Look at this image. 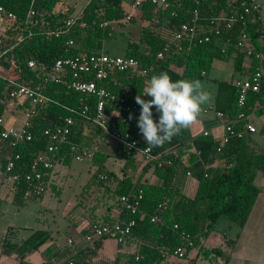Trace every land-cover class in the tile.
Listing matches in <instances>:
<instances>
[{
	"label": "trees",
	"instance_id": "1",
	"mask_svg": "<svg viewBox=\"0 0 264 264\" xmlns=\"http://www.w3.org/2000/svg\"><path fill=\"white\" fill-rule=\"evenodd\" d=\"M59 1L0 0V5L17 16L15 20L3 18L4 25L1 27L3 31H0V114L5 118V115H10L11 112L23 107L20 103L11 108V112H7L12 104L9 95L12 88L8 81L10 77L38 87L51 98V101L31 117V125L28 129L33 134V140L21 141L12 148L0 137V147L4 151L20 153L21 158L18 162L24 166L18 171L29 170L32 157L47 149L49 138L44 134V130L60 126L67 117H72L75 124L68 138L58 144L54 153L48 154L54 162V167L48 170L45 177L48 188L52 186L57 189L54 179L57 163L70 165L76 153L90 150L92 155L86 158V160L90 159L93 166L92 176L87 183L90 189L97 187L111 192V195L118 197L119 208H121L122 194L132 190L143 193L141 208L137 214L128 211L122 213L124 218L134 217L137 220L130 235L137 230L141 235L156 240L163 250L173 252L177 245L184 241V233L190 234L194 246L199 245L201 237L207 236L214 229L222 215L244 225L252 212L258 194L264 190V186L259 187L255 182L259 172L264 176V148L251 135L233 138L224 146L221 153L216 149L219 139L213 135L201 134L189 137L187 140L177 135L161 147H152L153 153L159 155L157 160L152 161L143 160L136 151L116 141L117 155L124 160L120 169L121 175H116L105 164L109 154L94 149V145L108 137L94 122L98 95L83 94L71 87L74 79L71 69H66L58 77L45 79V74L40 68L32 69L28 66V60L34 59L39 65L49 67L60 58L73 57L81 53H100L103 51L104 39L116 36V24L124 25L128 21L136 22L137 19L133 15L128 17L130 14L123 4L124 0H89L72 29L55 35L53 31L69 14L55 11ZM239 1L181 0L175 8L165 9L152 3L143 4L140 7L143 11L142 18L149 23L142 25L138 40L128 42L125 55L140 60L142 66L148 68V72L142 74L131 70H115L104 79L103 83L107 89L117 97L108 101L105 106L108 127L121 132L129 131L138 138L141 146H145L147 144L137 126L141 107L136 103L135 97L142 94L143 88L147 86L153 75L167 72L174 82L181 79L201 80L205 76L203 71L206 72L214 57L227 59L233 51H236V68L241 70L243 58L247 55L237 47L235 38L244 30L255 42L261 33L258 15L254 22L249 19L246 23L243 21L235 23L231 31L224 30L222 37L213 35V27L210 24L213 18L221 14L229 15L237 10ZM30 8L35 10V15L27 20ZM195 17L198 33L210 34L212 40L204 44L192 45L190 48L189 43L183 41L182 49H179L178 43L172 41L171 37L181 23L191 22ZM156 19L157 22L154 21ZM20 35L24 37L21 41L18 39ZM227 35L232 37L229 42L226 40ZM70 39L74 40L73 44L67 43ZM167 44L170 45V53L158 58L159 51ZM258 48L264 52V47L258 46ZM255 65L256 59L250 66L251 72ZM19 69L21 72L18 71ZM93 77L91 73L83 75L86 79ZM121 97L126 99L124 103L119 102ZM141 98L150 100L143 95ZM236 98L237 87L234 85V80L219 81L215 107L234 115L237 111ZM258 101L264 105V77L261 89L249 93L247 110L252 111ZM127 105H131V108L127 109ZM85 106L88 107V117L83 114ZM260 110L263 113V110ZM152 112L154 120L158 122L159 114L155 106ZM130 114L132 119H129ZM5 124L6 122L0 125V131ZM185 157L187 162L184 161ZM5 162L6 158L2 160L3 167ZM181 168L184 173L190 172L199 182L194 197L187 196L174 186ZM149 170L162 178L163 183H151L149 177H146V172ZM103 174L107 177L103 178ZM50 176H54L51 182L48 180ZM114 180L117 184L112 188L110 182ZM25 186V180L12 186L13 202L19 206L25 205L28 200L39 198L25 196ZM155 214L160 216V220L152 221ZM89 229L90 227L82 232L83 236ZM49 234L47 230L38 229L20 244L7 242L6 245L14 247L21 256L25 252L38 249ZM74 244L73 241V244H69L65 251L61 252L59 261L69 255L73 264H84L85 260L81 256L83 252H95V248L80 249L81 246ZM150 250L151 255L138 260L139 264H151L157 258L154 255L155 250ZM75 251L76 253L73 254ZM203 252L207 257L211 253L221 254L219 248L203 249ZM148 257H151V260H148Z\"/></svg>",
	"mask_w": 264,
	"mask_h": 264
},
{
	"label": "built area",
	"instance_id": "2",
	"mask_svg": "<svg viewBox=\"0 0 264 264\" xmlns=\"http://www.w3.org/2000/svg\"><path fill=\"white\" fill-rule=\"evenodd\" d=\"M145 3H152L162 8H175L181 3V0H134L132 3L133 8H139ZM260 10V3L258 0H240L239 8L232 11L229 15L221 14L211 20V26L213 27V35L222 37L224 30L231 31L235 23L243 21L248 22L257 12ZM197 10H195V13ZM35 15V10L30 8L28 11L27 20L31 16ZM16 14L7 11L6 8L0 5V19L8 18L10 20L16 19ZM130 17V15L128 16ZM250 17V18H249ZM78 17L66 18L59 27L53 31L55 35H60L62 32L72 29L77 22ZM198 26L196 24V17L191 22L181 23L178 30L173 35V41L177 42L179 49H182L181 43L186 41L189 43V48L195 44H204L212 40L210 34H199ZM264 40V33L262 34ZM19 41L23 40V36L18 37ZM229 42L232 40L231 36L226 37ZM68 44H73L74 40L67 41ZM235 43L238 48L245 51L247 57L252 61L256 59V65L251 72L250 76L246 79H239L234 81V85L237 87L236 107L237 111L234 115L227 114L225 111L218 110L213 106H210L208 110H214L215 117L224 128V133L220 137L218 145L216 147L217 152L221 153L224 146L230 142L233 138H242L248 134L256 132V126L251 122V115L256 110L262 109L264 113V105L257 104L252 111L247 110V99L250 92H258L261 89L262 79L264 74V52L258 48L252 37L246 31L236 36ZM170 53V45L167 44L158 53V58H162ZM28 66L32 69H41L45 74V79L49 77H58L63 74L66 69L73 71L74 79L71 82V87L83 94L95 93L98 95L97 112L94 118V122L103 129V132L111 139L122 143L128 149L136 151L143 160L152 161L157 160L159 155H155L152 151V147L148 148L147 145L141 146L138 138L134 137L129 131L121 132L118 130H111L105 117V106L108 101L117 99L116 95L110 92L105 84L104 79L115 70H131L133 72H140L146 74L148 68L142 66L140 60L135 57L127 55H115L108 52L91 53V54H78L73 57H65L57 59L51 66L39 65L34 59L28 60ZM21 72V69L18 70ZM85 73H91L94 75L92 79L83 78ZM206 72L203 71V74ZM12 86L10 90V99L12 104H22L23 117L19 126L7 125L0 131V137L6 141L10 147H15L21 141L33 140V134L29 131L31 125V117L47 102L51 101V98L46 95L38 87L31 86L23 81L10 77L8 79ZM126 99L121 97L119 102L124 103ZM11 104V105H12ZM127 109L131 108V105L126 106ZM88 107L85 106L83 114L87 115ZM5 123V118L0 114V125ZM75 124V120L72 117H67L64 124L56 126L54 128H46L44 134L49 138L47 149L32 157L29 163V170L26 172L18 171L24 164L18 161L21 158L20 153H9L5 158V166L3 168L4 177L7 182L12 186L25 180L26 186L24 194L27 197H40L44 195L48 187L46 185V174L49 169L54 167V162L49 157V153H54L58 144L65 141L71 132L72 126ZM201 134L205 136L212 135L209 129H204ZM128 145H134L128 147ZM92 155V151L84 150L75 154V158L79 161L86 160L87 157ZM106 178V175H102ZM54 176L49 177V182L52 181ZM143 200V193L137 191H130L120 196L121 208L119 216L112 222H94L88 232L85 234V247L95 248L96 242L103 238H112L118 242H123L131 234L137 220L134 217L124 218L122 213L128 211L131 214H137L140 211L141 203ZM160 220V216L155 214L152 217V221ZM178 225H175L177 227ZM184 241L177 245L172 252L177 258H185L189 249L194 247V241L190 234H183ZM69 244H73V239L68 240ZM76 251L73 253L75 254ZM140 259L136 256V260ZM65 262L73 264V261L66 259Z\"/></svg>",
	"mask_w": 264,
	"mask_h": 264
},
{
	"label": "crops",
	"instance_id": "3",
	"mask_svg": "<svg viewBox=\"0 0 264 264\" xmlns=\"http://www.w3.org/2000/svg\"><path fill=\"white\" fill-rule=\"evenodd\" d=\"M88 2L89 0L81 8L78 9L75 17H78V15L83 11V9L88 4ZM132 3L133 0L123 1V4L125 8L129 11L130 16L131 15L135 16L137 22L140 21L142 25H147L149 21L142 18V14H143L142 9L140 7L133 8ZM260 8H261V4H260ZM61 10L63 12L68 11L63 7L55 11L59 12ZM257 15H258V20H260L261 23V28H260L261 33L257 37L255 44L257 43L256 44L257 46L264 47V40L262 38V34L264 33V22L261 18L260 10L250 19L251 22L256 21ZM1 20L3 19H0V22ZM154 21L157 22V19ZM1 27L2 26L0 25V29H2ZM163 29L165 33H167L165 27ZM140 34L137 36V38H134L133 40H138ZM173 38L174 37L172 36L171 37L172 41ZM103 51L107 52L105 50ZM246 57L247 56L243 58L241 71L247 72L248 75L246 78H248L251 74L250 66L252 64V59L248 57L247 61L245 62ZM246 78H233L231 80L235 81ZM220 81H224V80H220ZM218 85H219V81H218ZM218 85L216 88L213 101L210 104V106H213L214 108H216L215 98L218 91ZM146 97L149 98L148 96ZM259 103L260 102L258 101L256 105ZM13 107L15 106L11 105L10 108L7 110V112H11V108ZM205 109L203 111L204 116L202 118H199L189 129L181 131L179 136L182 139L187 140L189 139V137L201 135V132L204 129H209L212 132L213 136L220 139V137L224 133V128L216 119L214 110L211 109L205 111ZM11 113L10 115L12 116H18L16 115L17 113L23 115L22 109L19 108L12 114ZM254 117L257 120L256 123L253 121ZM10 118L11 120L13 119V117L11 116ZM250 119L252 124L256 126L257 130L256 132L248 135L254 137L257 143L262 148H264V113H261L260 109L256 110L255 112H253ZM21 120L22 118H20L19 123H17L16 126L20 125ZM98 144L94 145V149L100 150ZM8 152L9 151H4L3 148L0 147L1 166H2V160L10 153ZM117 152L116 154H118ZM104 153L110 154L109 152H104ZM119 160L121 161V166H122L124 164V160L122 158H120ZM184 161L187 162L186 157ZM89 162H90L88 163L90 165L89 168L92 170L93 166L91 164V161ZM216 162H220V161L216 160ZM111 170H113L116 173V175H121L120 169L119 172L115 171V169H111ZM146 177H149L151 183L154 184L163 183L162 178L155 175L150 170L146 172ZM257 178H260L259 179L260 181H258L259 183L256 181ZM256 180L255 182L259 187L264 186V176L261 172L258 173ZM4 181L7 182L5 180V177H4ZM198 183L199 182L195 176H193L190 172L184 173L183 169L181 168L177 175V179L175 180L174 186L178 188L181 192L186 194L187 196L194 197L197 192ZM116 184H117L116 180L110 182V186L112 188H114ZM93 188L99 191L97 195L98 196L97 200L96 201L92 200L88 202L86 205L84 204L80 205L79 208L73 211L74 213L68 214L69 216L68 226L69 228H71L70 231L71 234L67 237V241L64 245H61L59 248H56V250L54 251L51 257L46 256L47 251L45 249L46 247L44 246V244L51 236L49 234V237L38 249L25 252L24 253L25 258H21L17 260V262H12V264H25V262H27V264H50L51 262H54L52 264H61L65 262L66 259H70V256L68 255L67 257H64L61 261H59V258H61V252L65 251L64 249L69 245L68 240L70 238L73 239L75 246H79V247L81 246L80 249L81 248L84 249L85 239L82 232L87 230V228H89L96 221L108 222V223L114 221L120 214V208L117 203L118 197H114L113 195H111V192L109 193V191L103 190L102 188L101 189L97 187H93ZM94 189H90V190H94ZM7 194L12 198L13 201L12 185L8 190H6L3 187V185H0V215H2L3 213L2 205L4 204V202H6L5 197H7L6 196ZM220 218L218 219V221L220 220ZM218 221L215 224L214 229L207 236L201 237L200 244L191 248L188 251L186 257L182 259L177 258L175 255H173L172 252L163 250L162 247L158 246L156 240L141 235L137 230L134 231V233L129 237H127L126 240L123 242H118L117 240L112 238H103L99 240L97 245L95 246V252L93 253L83 252L81 256L85 260L84 264H139V261H136V256H139L140 259H145L147 255L149 256L151 255L150 249H154L155 250L154 255H156L157 258H155L151 264H196L198 262L199 264H264V190L260 191V193L258 194L252 212L250 213V216L248 217L244 225H240L229 218L228 220H222V222H220L219 224ZM9 227H12L13 231L12 230L9 231L8 230ZM15 230L16 233L14 232ZM21 231L22 229H19L16 226H12V225L8 226L5 230L3 245L4 244L6 245V243L8 242L6 241L4 243L8 233H10L9 235H12L11 237L14 238V240L11 241L12 243L20 244L21 242H23V240H25L28 236H30L35 230L26 233V235L21 234ZM9 248L13 250L11 253L16 252V249L14 247H8V249ZM212 248H219L221 250V254L218 255L216 253H211L209 257L205 256L203 249H212ZM90 249H94V248L90 247ZM39 250L41 251L39 252L41 254H36L37 251ZM7 257L8 256H6L5 253H1L0 264H5ZM148 260H151V257H148ZM133 261L135 263H133Z\"/></svg>",
	"mask_w": 264,
	"mask_h": 264
},
{
	"label": "rangeland",
	"instance_id": "4",
	"mask_svg": "<svg viewBox=\"0 0 264 264\" xmlns=\"http://www.w3.org/2000/svg\"><path fill=\"white\" fill-rule=\"evenodd\" d=\"M87 1L88 0H60L55 6V10H59L61 7H63L69 11H67L69 14L66 16V18L75 17L78 9L81 8ZM258 1L261 4L260 14L264 22V0ZM0 25H4L3 20H1ZM141 27L142 23L140 21H128L124 25L116 24V36L107 37L104 39L102 49L111 54L125 55L128 41L137 38V36L140 34ZM0 31L2 32L3 30L0 29ZM235 56L236 51H233V53L227 59L214 57L210 62L209 68L206 70V75L200 80L204 86V89L211 93L212 101L216 92L218 81H230L233 78L247 77V72L238 70L236 68ZM247 59L248 57L245 58V62ZM211 102L208 105H205L204 109L209 108ZM12 105L16 106L15 104ZM16 115L18 116L10 115L13 117L12 120L8 114L5 115L6 124L17 125L22 115L20 113H17ZM203 116L204 112H202L200 118ZM253 121L255 123L257 122L255 117L253 118ZM98 145L101 151L110 153L105 164L109 168L115 169V171L119 172V169H121L120 167L122 166L121 161L119 160L120 157L116 154L118 149L117 142L109 137H106L101 139ZM89 161L90 160L88 159L79 161L77 158H74L70 165L57 163L55 166L56 174L54 178L57 189L50 186L42 197H39L35 200H28L23 206L15 204L12 201V198L8 196V194L6 195V202H4L2 205L3 213L0 215V254L5 253V255L8 256L6 258L5 264H12V262H17V260L25 258L24 254L21 256L18 254L16 255L18 251L11 253L13 250L11 248L8 249L9 246L5 244L3 245L5 230L10 225L22 229L21 234L25 235L32 230H48L51 236L44 244L47 251L46 256L48 257L52 256L56 248H59L61 245L66 243L67 237L71 234V228L68 226V214L74 213L73 211L79 208L80 205H86L92 200L96 201L98 197L97 195L99 191L94 188H92L94 190H90L87 184L93 172L89 168ZM259 179L260 178H257L256 181H260ZM0 185H3L6 190H8L11 186L9 182L4 181V172L1 162ZM222 220H228V217L223 215L218 221V224L222 222ZM8 230H12V227H9ZM14 232L16 233V230ZM9 234L10 233L7 234L4 243L6 241L11 242L14 240V238L11 237L12 235ZM39 252L41 251H37L36 254H41ZM52 263L54 262H51L50 264ZM25 264H27V262H25ZM196 264H199V262Z\"/></svg>",
	"mask_w": 264,
	"mask_h": 264
},
{
	"label": "clouds",
	"instance_id": "5",
	"mask_svg": "<svg viewBox=\"0 0 264 264\" xmlns=\"http://www.w3.org/2000/svg\"><path fill=\"white\" fill-rule=\"evenodd\" d=\"M142 95L151 99H142ZM135 101L141 107L137 126L147 147L151 148L161 147L182 130L189 129L200 118L204 106L212 101V96L198 79L174 82L167 72H161L151 77ZM154 106L159 114L158 122L153 118Z\"/></svg>",
	"mask_w": 264,
	"mask_h": 264
}]
</instances>
